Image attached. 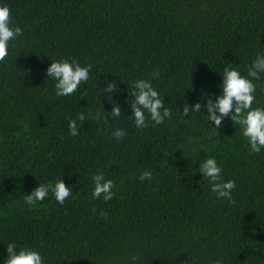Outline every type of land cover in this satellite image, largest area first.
I'll list each match as a JSON object with an SVG mask.
<instances>
[{"label":"trees","instance_id":"1","mask_svg":"<svg viewBox=\"0 0 264 264\" xmlns=\"http://www.w3.org/2000/svg\"><path fill=\"white\" fill-rule=\"evenodd\" d=\"M0 2L23 29L0 60V264L10 242L44 264H264V150H251L231 113L218 128L207 117L223 70L249 76L264 52V0ZM61 58L92 65L69 96L47 78ZM137 79H151L171 119L136 127ZM249 79L253 107L264 106V73ZM119 128L127 135L116 138ZM213 156L236 182L234 203L199 173ZM99 172L115 182L110 201L92 197ZM60 179L73 188L63 204L51 192L25 203Z\"/></svg>","mask_w":264,"mask_h":264},{"label":"clouds","instance_id":"2","mask_svg":"<svg viewBox=\"0 0 264 264\" xmlns=\"http://www.w3.org/2000/svg\"><path fill=\"white\" fill-rule=\"evenodd\" d=\"M11 10L9 6L0 2V60L8 54L10 42L22 35L23 29L14 25L11 21ZM91 64L81 65L76 60L61 58L53 60L47 68V78L51 77L54 83L55 94L57 96H69L73 94L78 86L87 81L90 77ZM264 73V52H258L249 67V76L259 78ZM155 75H159L156 72ZM223 81L220 85L221 94L207 105V115L209 121L214 123L217 128L221 125L225 117L231 113V119L235 124L242 128L244 137L247 138L251 150L260 153L264 150V106L253 107L256 100V85L249 76H245L238 68L227 67L223 70ZM109 88L115 87V83H110ZM134 103L132 105L135 125L137 128H146L149 119L155 124H162L166 119H171L172 109L165 107L164 100L160 93L153 87L151 79H137L133 81ZM200 104L195 105L194 112H199ZM189 107H184V114H187ZM217 112L219 114H217ZM119 106L113 108V116H120ZM86 116L81 112L76 119H70V135L77 136V121L85 120ZM116 138L127 135L123 128L116 129L113 133ZM199 173L202 177H207L211 184V190L216 194L217 199L227 198L233 202L232 191L236 187L234 180H224L222 178V168L217 159L209 157L199 165ZM151 171L143 172L141 180L151 179ZM94 189L92 197L94 199L103 198L104 201H110L115 193L113 189L115 182L106 179L103 172L94 174ZM51 192L55 199L63 204L73 193V188L66 185L64 179L57 180L55 183H43L34 189L31 194L24 197L25 203L30 206H36L38 201H43ZM101 215L105 213L101 211ZM8 256L3 264H44V258L39 250L31 247H21L15 242L7 244ZM214 264H224L223 258H217Z\"/></svg>","mask_w":264,"mask_h":264}]
</instances>
